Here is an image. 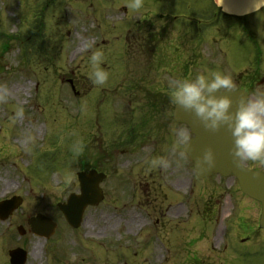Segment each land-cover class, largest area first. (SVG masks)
<instances>
[{"label":"rangeland","instance_id":"rangeland-1","mask_svg":"<svg viewBox=\"0 0 264 264\" xmlns=\"http://www.w3.org/2000/svg\"><path fill=\"white\" fill-rule=\"evenodd\" d=\"M156 1L142 0L137 9L134 0H0V200H23L0 222V264H9L7 251L18 247L27 252L26 264H264L259 204L241 194L233 177L195 180L190 162L183 170L168 162L161 170L166 185L159 184L158 168L151 178L142 171L143 180L153 181L151 200L142 196L134 206L123 204L119 192L109 193L86 210L77 230L57 211L58 202L79 192L78 172L102 171L105 156L122 149L113 143L141 117L135 111L146 104L140 91H171L175 79L155 76L165 75L158 62L144 66L141 57L137 63L126 48L151 27L156 44L182 38L190 50L196 40L217 46L219 55L189 70L187 79L220 71L234 80L249 69L246 78H256L251 97L264 94V8L243 20L252 43L239 31L241 20L210 19L213 0ZM255 48L262 53L258 63ZM97 51L108 73L103 85L92 80ZM150 69L148 82L135 81ZM245 165L264 170L260 162ZM178 180L185 183L182 190L174 187ZM166 187L170 192L162 195ZM187 191L183 202L175 201V194ZM38 213L57 223L48 240L32 235L26 224ZM242 237L249 240L239 242Z\"/></svg>","mask_w":264,"mask_h":264},{"label":"flooded vegetation","instance_id":"flooded-vegetation-1","mask_svg":"<svg viewBox=\"0 0 264 264\" xmlns=\"http://www.w3.org/2000/svg\"><path fill=\"white\" fill-rule=\"evenodd\" d=\"M176 1L180 2L179 0ZM122 11L126 12L124 7ZM213 15L214 19H216L217 14L214 13ZM154 30V26L153 28L151 27V29L145 33V36L139 39V44L137 41L135 43L136 46H126V48L134 51L133 55L137 58V63H141L138 62V59L141 57L146 61L144 62V66H152L153 63L157 64L158 62V67L165 71V75L156 74L155 76H161L163 79H166V82H170L173 78L182 79L183 76V79H187V77H189V67L194 68L199 66L203 60L209 61L210 59H214L216 52L218 53L219 51L216 46H198L202 43H199L196 39V46L195 48L191 47V50L190 47L185 48V46H189V42L186 43L182 38V41L179 40L176 44L171 42L166 43L165 41L156 44L154 43ZM195 33L198 35L197 39L200 40V29H196ZM162 34L164 36L163 31ZM182 36H184V39L186 38V35ZM147 37L148 39H145ZM165 39H168V33H166ZM250 53L248 49V54ZM256 54L258 55V51ZM255 62L258 63L257 58H255ZM169 67L170 69L167 70ZM139 68H142V71L144 69L143 65ZM151 72L152 69L148 70L146 76L145 74H138L139 78L138 80L135 79V81L148 82ZM159 73L162 72L159 71ZM244 74L245 77L243 79H240L239 75V80L236 79L235 84L238 85L237 89H244L250 94L254 88L251 82L253 75H249L246 78L248 69L245 70ZM158 81L161 80L158 79ZM140 92L142 93L143 102L146 103V106L143 105L138 107L139 112L137 109L135 111H137L141 117H138L139 119L136 121L131 119L129 125L134 126L128 127L121 136V139H117V141L113 143L114 147L121 146L122 149H117V154L113 151L107 154L102 163V167L105 169L100 171L105 175V179L101 185L104 199L109 193L119 192L123 204L126 200L130 205L134 206L138 204L142 196L144 200H149V194L153 190V181L150 183L146 175H144V180L140 177L142 171H148L149 177L151 178L154 173V168H158L162 176L159 175V184L164 183L166 185L164 174L161 172L163 167H153L152 161L154 159L164 157L170 164L172 162L177 168H181L182 170L187 169L188 164V159L182 150L183 146L176 147L174 150V146L177 145L180 136H188L189 130L186 125L175 123L172 119L173 104L170 101L171 91L150 92L144 90ZM115 158H118V160L115 164H112ZM244 162L247 163L248 161L244 160ZM115 166L117 169H115ZM112 174L115 177H113ZM167 185L174 186V183H169ZM184 186L185 183L178 180L174 187L177 190H182ZM166 190V192L163 190L161 191L162 195H167L168 192H170L167 187ZM179 193L173 194L177 202L181 198L185 200V195L183 196ZM159 222L160 219L155 218V223L157 224ZM240 242H243V240L240 239Z\"/></svg>","mask_w":264,"mask_h":264},{"label":"clouds","instance_id":"clouds-1","mask_svg":"<svg viewBox=\"0 0 264 264\" xmlns=\"http://www.w3.org/2000/svg\"><path fill=\"white\" fill-rule=\"evenodd\" d=\"M223 0H217L220 5ZM133 8H141L142 0H134ZM103 53L95 52L91 61L95 66L92 73L93 83L103 85L108 80V73L100 68ZM237 92L230 74L220 71L210 75L199 74L195 79L174 81L170 101L184 112L192 114L196 121L207 131L216 133L222 128L231 136L229 154L237 164L242 160L264 164V94L250 97L245 90L242 95ZM22 114V113H21ZM191 143V138L181 135L174 150ZM183 154V153H181ZM198 163L211 167L215 163V154L206 148L196 157ZM153 166L168 167L164 157L154 159Z\"/></svg>","mask_w":264,"mask_h":264},{"label":"water","instance_id":"water-1","mask_svg":"<svg viewBox=\"0 0 264 264\" xmlns=\"http://www.w3.org/2000/svg\"><path fill=\"white\" fill-rule=\"evenodd\" d=\"M220 10L230 16L241 17L257 10L264 6V0H223L218 5L217 0H214ZM243 91H237L233 98L237 95H242ZM174 120L187 124L193 137L191 143L184 146V151L189 159L193 161V167L198 178L208 177L211 174H220L222 176H234L238 181V186L243 194L260 203L261 213L259 218V227L264 228V173L245 169L241 165V161L237 164L233 161L229 154L232 138L230 134L221 129L219 132L212 133L205 130L197 121L196 118L187 112H184L178 106H175L173 113ZM211 148L215 154V163L208 167L197 162L196 157L200 155L204 149ZM78 181L80 183V194L71 195L66 204L58 205L60 211L69 225L76 228L79 226L83 212L88 205H97L102 200V193L98 187L103 179L102 174H98L92 170L88 174L78 173ZM22 200L14 197L10 200L0 202V220H5L9 215L16 210ZM31 231L39 236L48 237L54 231L55 225L49 219L41 215L32 218L28 221ZM20 234H24V230L19 227ZM11 264H24L26 253L21 249H15L9 252Z\"/></svg>","mask_w":264,"mask_h":264},{"label":"bare ground","instance_id":"bare-ground-1","mask_svg":"<svg viewBox=\"0 0 264 264\" xmlns=\"http://www.w3.org/2000/svg\"><path fill=\"white\" fill-rule=\"evenodd\" d=\"M26 89H28V87H25ZM16 91H19V89H17ZM42 131V128H37V134L40 135Z\"/></svg>","mask_w":264,"mask_h":264}]
</instances>
